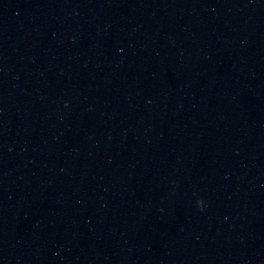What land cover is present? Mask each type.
Segmentation results:
<instances>
[{
	"label": "water",
	"instance_id": "obj_1",
	"mask_svg": "<svg viewBox=\"0 0 264 264\" xmlns=\"http://www.w3.org/2000/svg\"><path fill=\"white\" fill-rule=\"evenodd\" d=\"M0 264H264V0H0Z\"/></svg>",
	"mask_w": 264,
	"mask_h": 264
}]
</instances>
